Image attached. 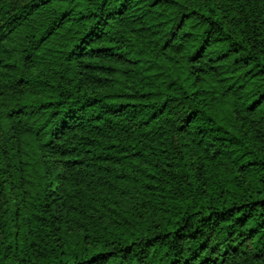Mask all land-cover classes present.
I'll list each match as a JSON object with an SVG mask.
<instances>
[{
	"label": "trees",
	"instance_id": "16d2710c",
	"mask_svg": "<svg viewBox=\"0 0 264 264\" xmlns=\"http://www.w3.org/2000/svg\"><path fill=\"white\" fill-rule=\"evenodd\" d=\"M0 264H264V0H0Z\"/></svg>",
	"mask_w": 264,
	"mask_h": 264
}]
</instances>
